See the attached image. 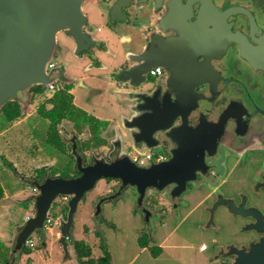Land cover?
I'll list each match as a JSON object with an SVG mask.
<instances>
[{"label":"flooded vegetation","instance_id":"obj_1","mask_svg":"<svg viewBox=\"0 0 264 264\" xmlns=\"http://www.w3.org/2000/svg\"><path fill=\"white\" fill-rule=\"evenodd\" d=\"M117 1L93 0L95 7L85 10L88 22L84 30L97 41L93 45L97 60L89 57V68L96 70V76L111 82L110 89L121 90L118 100L122 105L126 103L129 89L148 97L155 94L159 98L165 95L204 97L207 99L206 106L188 114V125L195 126L204 115L212 122L224 119L226 123L223 131L217 133L219 137L215 147L210 154L206 152L204 173L189 181L176 195L170 192V186L163 191L147 190L144 206L149 214L141 212L149 224L144 230L143 227L139 229L140 237L146 235L147 238H141L147 241L149 248L154 247L150 244H157L159 240L155 226H166V221L175 219L180 225L192 221L198 228H214L220 232L228 229L229 224L236 223L238 230L232 237L234 239L226 241L219 251L212 253L215 261L204 263L228 264L235 258L228 256L229 245L248 247L264 237V231L256 227V224L264 225V0H129L120 6V10L116 8ZM111 10L114 12L113 20ZM96 12L103 20L102 25H95V22L98 23L93 19ZM152 38L157 48L153 58L155 65L147 67L139 77L132 74L130 79H139L138 85L131 87L119 83L121 74H128L134 67H140L142 62L144 65L143 58ZM75 47L76 43L70 35L65 31L59 33L51 66H62L68 80L56 82L54 89L42 86L40 91H35V86L32 87L30 106L26 111L28 117L38 116L37 110L43 104L51 108L47 100L64 88V84L73 86L78 82L79 78L70 73L71 66L87 52L82 51L75 58ZM107 56L112 60H107ZM135 57L142 59L134 60ZM166 63L174 64L179 72L178 77L173 74L172 81L193 83L192 93L184 89L174 91L172 86L166 85L170 76L164 66ZM156 68L159 72L153 74ZM183 84L180 88L185 87ZM180 122L181 119L176 118L172 126H178ZM64 124L63 121L59 125L60 132ZM154 137L155 147L151 151L155 155L162 153L160 161L169 159L174 144L167 131L159 130ZM79 140H82L81 136ZM127 142L126 139L121 140L119 146L122 152L132 157L140 152ZM155 148L159 151L154 152ZM95 150L100 151L99 148ZM145 152L146 149H143L141 153ZM85 155L84 164H90L89 153L85 152ZM104 156L107 158L108 155ZM160 161L153 157L140 166L148 167ZM36 168L32 174H27L29 180L23 183L30 184L33 178L42 179ZM75 172L73 176L79 175L78 170ZM233 179L237 182L233 183ZM105 180L107 184L112 181L110 178ZM31 185L33 191L35 186ZM117 190H110L104 196H110ZM126 191L129 188L123 193ZM220 195L232 199L241 211L233 213L227 206L219 205L210 221L211 208ZM193 196L199 197L197 207L193 205ZM119 200L120 197H116L110 202L116 205ZM199 207L206 214L204 221L196 216L195 211ZM135 209L140 211L138 203ZM221 210L228 213V218H218L217 213ZM154 216L157 220L153 228L150 220ZM162 217L167 220L163 221Z\"/></svg>","mask_w":264,"mask_h":264},{"label":"water","instance_id":"obj_2","mask_svg":"<svg viewBox=\"0 0 264 264\" xmlns=\"http://www.w3.org/2000/svg\"><path fill=\"white\" fill-rule=\"evenodd\" d=\"M91 1L93 0H0V108L7 102L14 101L22 106L24 114L30 105L32 87L41 85L46 88L52 82L68 80L62 66H51L57 51L58 35L63 31L75 41L76 55L85 51L89 57L97 60L93 50V45L97 41L84 30L88 22L85 5ZM128 1L118 0L116 8L120 10V6ZM111 17L113 20L112 10ZM149 45L147 55L143 58L144 65L142 62L140 67H134L128 74H121L118 78L119 83L134 87L140 80L130 79L133 78L132 74L139 77L146 72L147 67L155 65L153 58L157 48L153 38ZM140 59L142 58H134ZM143 66L146 69L142 68ZM164 66L170 72L166 81L168 87L172 86L174 91L184 89L192 93L193 83L172 81L173 74L175 77L179 76L174 64L166 63ZM181 84L185 87L180 88ZM119 91H121L119 88L112 90L116 95H121ZM126 93V103L122 105L126 112L118 114L117 120L111 124H114L115 128L113 137L107 144L99 147L100 151L106 152L99 153L95 149L86 151L89 152L90 164H84L86 155L79 148V136L75 130L71 131L70 136L63 135L64 140L71 145L70 152L75 159L73 169L78 170L79 175L69 177L51 175L48 164L43 165L45 168L43 178L41 180L33 178L34 181L30 182L35 186L36 192L25 200L33 202L34 213L16 226L11 252L4 264H18L29 239L36 231L45 230L50 210L59 196H63L68 204L66 218L61 215L57 223L61 234L60 242L67 254V239L72 236L78 203L100 180L112 179L107 188L118 190L99 200L96 215H99L105 202L122 197L123 191L127 188L136 192L140 210L149 214L144 206L149 188L163 191L170 186V192L176 195L189 181L195 180L205 172L206 152L210 154L218 141L217 133L222 132L226 125L224 119L216 123L207 119L205 115L201 116L195 126L188 125V114L206 106L207 99L168 95L159 98L156 94L148 97L134 92L133 89L127 90ZM176 118L181 119V122L178 126H172ZM159 130H166L168 138L174 144L171 157L167 160L143 167L138 165L132 156L122 152L119 146L121 140L126 139L135 150L139 149V154H142L143 149L148 151L155 147L154 133ZM106 154L107 158L104 156ZM19 176L26 181L29 180V176L22 173ZM219 205L227 206L233 213L241 211L232 199L220 195L211 208L210 221ZM261 225L256 224V227L264 231V225ZM228 247L230 249L228 256H235L228 264H264V237L248 247L238 248L233 245Z\"/></svg>","mask_w":264,"mask_h":264},{"label":"rangeland","instance_id":"obj_3","mask_svg":"<svg viewBox=\"0 0 264 264\" xmlns=\"http://www.w3.org/2000/svg\"><path fill=\"white\" fill-rule=\"evenodd\" d=\"M93 6L95 7L91 1L85 5V10L86 8L89 10V8L91 9ZM93 19L98 21V23L95 22L96 26H98V24L102 25L103 20L101 17H98L97 12L93 14ZM106 59L110 61L112 60L109 56H107ZM81 62V60L79 62L76 61L75 67L72 68V70L76 72L78 71L77 73L81 75L85 84L91 89H84L80 86L76 87L73 91L76 96V103L96 115L102 117L113 116L112 119L115 120L118 114L124 111L122 103L119 102L117 95L112 92V89L110 90V83L108 81H100L101 78L99 79L96 77V71L93 68L91 70L83 69L84 64ZM93 89H95V92L88 91ZM30 101L31 98L29 103ZM46 124V120L39 116H33L26 121L22 120L16 122L11 127L3 130L0 134V182L6 192L10 193L18 189L20 196L24 198L34 193L31 184H26L19 180V175L15 172L13 166L17 165L16 168L25 175L32 174L31 172H34V166H36L37 163H41L42 159L50 158L52 153L56 151L53 147H50L47 141L44 140ZM1 127L2 126H0V128ZM63 127L65 128L63 134L68 136L69 133L66 130L72 128V124L70 122H65ZM80 136L81 139L84 138L83 134ZM127 144H129V142H127ZM157 151L159 150L155 148L154 152ZM104 152L106 151H99V153ZM32 156H36L35 160H33ZM64 159L66 158L63 157V160ZM12 162L13 166L11 164ZM236 182V179H233V183ZM106 183L107 180H100L97 182L96 186L88 191L85 197L79 201L71 232L76 239H80V237H88L95 254H109L111 258L110 261H114L113 264H123L129 262L132 255L139 252L140 249H138L136 245V239L140 234L139 228L141 230L143 227L144 230V227L146 224H149V222L146 221L147 218L145 216L142 217L141 210L138 211L135 209L137 196L136 192L131 188L120 197V200L116 205L105 202L101 207L99 215H96L97 203L105 194H107ZM62 197L63 196H59L54 202V205L50 210L52 222H50L48 227L45 228L51 241L48 261L49 264H77V255L75 250H73L74 246L72 245V240L67 242L69 246V249L67 250L69 253L71 252V260L67 257L69 253L66 254L65 251L62 257H59V255L61 256V253L59 254L61 246H59V241L55 240L56 231H59L57 224L58 220L61 215H64L65 207L68 205L67 201ZM195 197L193 196V205H195L199 199L198 196L197 198ZM1 203L8 204L10 206L8 207L9 209L7 210L4 208V205ZM195 212L196 216L201 217L204 221L206 214L202 207H199ZM27 213L30 215H33L34 213V204L32 202L31 204H24L9 201V199L7 202H5V200L0 202V235L4 236V233L6 236L11 235L16 227V221L19 220L23 223L25 217L27 218L29 215H26ZM217 214L220 220L228 218V213L225 211L222 212L221 210ZM162 219L163 221L167 220L165 217H162ZM156 220L155 216L150 220V224L153 228ZM167 222V228H172L174 225L178 226V232L175 233L176 237L171 239L174 242L169 240V243L174 245L166 248L164 253L161 254L157 260L149 259L151 257H149L148 251L143 253L139 252L137 260L132 263L130 262V264H197L199 261H201L202 264L211 263V261H215L212 253L216 250L219 251L221 245H224L226 241L234 239L232 237L235 236L236 229L238 230L236 223L229 224L228 229L220 232L214 228H198V226L194 224L195 222L193 223L192 221H187L186 224L181 225L180 223L178 224V219ZM95 226L97 227L96 230H98V232L93 231ZM154 229L158 230V232L161 231L162 233L166 230L164 226L161 227V224H159L158 227L155 226ZM180 232L185 233L189 242L186 240L185 242L183 241L184 243L180 244L182 241V239H179L181 237L178 236ZM59 235L61 237L60 231ZM44 236V233L41 231H36L33 234V252H42L41 244ZM71 237L74 241L76 240L73 236ZM141 237H143V239L145 237L147 238L146 235H142ZM123 243H127V246L124 247ZM202 243H205L208 246V249L203 252L200 250V245ZM37 256H39V253H37L36 258L29 260V263L33 262L34 264H41L39 257ZM179 256H182L183 259L179 258ZM26 259V257H23L20 264H26Z\"/></svg>","mask_w":264,"mask_h":264},{"label":"trees","instance_id":"obj_4","mask_svg":"<svg viewBox=\"0 0 264 264\" xmlns=\"http://www.w3.org/2000/svg\"><path fill=\"white\" fill-rule=\"evenodd\" d=\"M41 85L35 86V91H40ZM72 84H64V88L56 91L52 97L47 100V103L52 105L51 108H47L46 104L41 105L38 110V116L47 121L44 140L53 147L56 151L52 153L53 157L57 158V161L51 165V174H60L64 177L74 175L76 172L73 169L74 156L70 152L71 145L64 140L62 133L60 132L59 125L68 120L72 123V127L78 135H82L84 132H88V136L80 142L79 148L85 153L90 149H96L102 145L107 144V139L103 136V132L108 128L109 121L103 120L95 115L89 113L83 108L77 106L74 103V96L71 92ZM22 116V106L14 101H9L0 108V133L10 127L14 121L18 120ZM63 157L66 158L63 160ZM8 164V163H7ZM36 172L39 173L40 178L44 176V168H36ZM4 196V188L0 182V199ZM68 212V205L65 207L64 218H66ZM44 233L45 230H38ZM45 238V236H44ZM43 238V239H44ZM71 237L68 238L70 240ZM32 239V237L30 238ZM142 246H147V241L140 239ZM76 253L80 264H112L111 258L108 254H104L95 258L93 256L92 246L85 240H75ZM34 246L26 245L23 249V253L29 254L33 251ZM154 251V249H152ZM11 251V247L7 246L5 242L0 238V264H4L8 260V255ZM156 253V250L154 251Z\"/></svg>","mask_w":264,"mask_h":264},{"label":"crops","instance_id":"obj_5","mask_svg":"<svg viewBox=\"0 0 264 264\" xmlns=\"http://www.w3.org/2000/svg\"><path fill=\"white\" fill-rule=\"evenodd\" d=\"M75 54V53H74ZM75 58H76V54H75ZM78 61V60H77ZM80 61V60H79ZM78 61V62H79ZM81 63L82 64H84V66H83V69H85V70H88V69H90L91 70V68H89L90 67V60H89V55L87 54V55H85V56H83V58L81 59ZM75 67V65L74 66H71V70H70V73H71V75H73V76H77L78 78H79V80H78V82L76 83V84H74L73 86H72V89H71V92H72V94H73V96H74V103L77 105V106H79L77 103H76V96L74 95V89H76V87H78V86H80V87H82V88H84V89H91L90 87H88V85H86L85 84V82H84V80L82 79V77H81V75H79V73H77L76 71H74V70H72V68H74ZM96 71V70H95ZM97 77V76H96ZM100 79V78H99ZM100 81H103V82H105V81H107V80H104V79H100ZM110 83V85L112 84L111 82H109ZM95 89H93V90H88V91H92V92H95L94 91ZM111 90V89H110ZM91 93V92H90ZM120 96L121 95H119V94H117V97L118 98H120ZM116 100H117V98H116ZM120 102V101H119ZM121 104V103H120ZM79 107H81V106H79ZM81 108H83V107H81ZM28 109H29V107H28ZM27 109V110H28ZM84 109V108H83ZM26 110V111H27ZM84 110H86V109H84ZM86 111H88V110H86ZM89 113H91V114H93V115H95L96 117H98V118H100V119H103V120H108L109 121V126H108V128L103 132V136L107 139V142H108V140L111 138V137H113L112 135H114V124L113 125H111L112 123H113V116H111V117H109V116H106V117H102V116H99V115H96V114H94V113H92V112H90V111H88ZM32 113V112H31ZM31 117H33V116H31ZM30 117H28V113H24V114H22V116L18 119V120H16V121H14L13 122V124L12 125H14L16 122H20V121H22V120H24V121H26V120H28ZM117 120V119H116ZM64 122H70V121H68V120H64ZM71 123V122H70ZM72 124V123H71ZM11 125V126H12ZM10 126V127H11ZM111 127V129H109ZM9 128V127H8ZM64 129L65 128H63L62 130L63 131H61L62 132V134L64 133ZM74 129H73V127L72 128H68L66 131L69 133V135L68 136H70L71 135V131H73ZM3 132V131H2ZM1 132V133H2ZM0 133V134H1ZM64 135V134H63ZM89 134H88V132H84L83 133V136H84V138H86L87 136H88ZM89 153V152H88ZM33 157V160H35V158H36V156H32ZM49 157V156H48ZM57 161V159H56V157H53L52 155H51V157L50 158H46V159H42V162L41 163H37V165L36 166H34L35 168L36 167H40V166H43V165H45V164H48V165H53L55 162ZM11 164H13V162L11 163ZM14 168H15V172L19 175L20 173H22V172H20L16 167H17V165L16 166H13ZM22 174H24V173H22ZM25 175V174H24ZM26 176H27V174H26ZM19 180H21V181H24V179L23 178H20V176H19ZM26 182V181H25ZM101 186V185H100ZM106 186H107V183H106ZM4 188V187H3ZM110 190L107 188V192H109ZM27 198H29V196L28 197H22V196H20V194H19V192H18V189H16L15 191H12V192H6V190H5V188H4V196L0 199V202H3L4 200H5V202H7L8 201V199H9V201H15V202H18V203H24V204H31V202L32 201H25ZM199 201V200H198ZM197 201V203H196V207H197V205L199 204V202ZM33 203V202H32ZM109 203H111V202H109ZM2 204V203H1ZM2 205H4V208H6L7 210L9 209L8 207H10L8 204H6V203H3ZM113 205V204H112ZM114 207V206H113ZM133 209V208H132ZM29 213H27L26 215H28ZM26 218V217H25ZM167 222V221H166ZM22 222H20L19 220L18 221H16V226L18 225V224H21ZM96 225H98V224H96ZM167 226H168V224L165 226L164 225V228L166 229L167 228ZM0 227H1V225H0ZM89 229H91V228H89ZM97 229V227L95 226L94 227V229H93V231L95 232H98V230H96ZM140 229V228H139ZM168 229V230H167ZM163 233L161 232V231H159L158 232V235H159V241L157 242V244H153V243H151L150 245H153L154 247H151V248H149V245H147V246H142L141 245V242H140V239H141V237H140V234L138 235V237H137V239H136V245H137V247H138V249H140L139 250V252H141V253H143V252H146V251H148V253H149V257H151V258H149V259H154V260H157L159 257H160V255L161 254H163L164 253V250L166 249V248H168V247H170V246H172V245H174V244H170L169 243V240H171L173 237H176L175 236V233L176 232H178V226H176V225H174L172 228H167ZM15 230H16V227L14 228V231L12 232V234L11 235H7L6 236V234L4 233V236L3 235H0V238L5 242V244L7 245V246H12V243H13V241H14V234H15ZM3 232H4V230H3ZM84 232H85V230H84ZM46 233V232H45ZM140 233V232H139ZM56 239L55 240H58L59 241V246H61L60 248H61V250H59V254L61 253V256L59 255V257H62V255H63V253H64V249H63V245H61V243H60V235H59V231H56ZM72 236L76 239V237L73 235V233H72ZM179 237H181V238H179V239H182V241L180 242V244L181 243H184L186 240L188 241V238H186V235H185V233L184 232H180L179 233V235H178ZM72 240V241H71ZM76 240H85L87 243H89L90 245H91V243L89 242V239H88V237H80V239H76ZM68 241H71L73 244V246H74V248H73V250H75V253H76V247H75V245H74V239L71 237L70 238V240H68L67 239V242ZM172 242H174L173 240H171ZM184 241V242H183ZM189 242V241H188ZM202 244H204V243H202ZM201 244V245H202ZM201 245H200V250L203 252V251H206L207 249H208V247L206 248V249H201ZM41 246H42V252H37V253H39V256H37V257H39V261L41 262V264H49V254H50V250H49V247L51 246V241H50V236L46 233V236H45V238L43 239V241H42V244H41ZM92 246V245H91ZM123 246L125 247V246H127V243H123ZM67 249H69V246H68V244H67ZM92 249H93V246H92ZM152 249H154V251L156 250V253L152 250ZM11 252V251H10ZM139 252L138 253H135L134 255H132V257H131V260L129 261V262H126V263H123V264H130V262L132 263V262H134L135 260H137V258L139 257ZM37 253H35V252H31V253H29V254H26V253H23L22 255H21V258H20V261L18 262V264H20L21 262H22V260H23V257H26L27 259H26V261H27V263L26 264H34L33 262H31V263H29V260H31V259H34V258H36V255H37ZM69 253V252H68ZM67 253V254H68ZM141 253H140V255H141ZM76 255H77V253H76ZM102 255H104V254H95V252H94V249H93V256L95 257V258H97V257H100V256H102ZM109 255V254H108ZM67 257H69V259L71 260V252L67 255ZM179 258H181V259H183L182 258V256H179ZM65 259V258H64ZM77 264H80L79 263V259H78V256H77ZM179 260V259H178ZM200 262V264H202V262L201 261H199ZM112 264L114 263V261H112L111 262ZM185 263V262H184Z\"/></svg>","mask_w":264,"mask_h":264},{"label":"built area","instance_id":"obj_6","mask_svg":"<svg viewBox=\"0 0 264 264\" xmlns=\"http://www.w3.org/2000/svg\"><path fill=\"white\" fill-rule=\"evenodd\" d=\"M157 72H159V69H157V68H156V70L152 71L153 74H156ZM56 86H57L56 82H52L49 84V87L51 89H54V87H56ZM153 157H155L157 161H160L162 159V153H158L155 155L151 150H148L144 154H139V153L133 154L134 161L139 165H144L148 160H151ZM33 192H36V188L33 189ZM28 217H29V215L27 216V218ZM50 222H52V219L49 215L47 220H46L45 227H48ZM27 244L30 246H34L32 239H29ZM206 248H207V245L205 243L201 245V249H206Z\"/></svg>","mask_w":264,"mask_h":264},{"label":"clouds","instance_id":"obj_7","mask_svg":"<svg viewBox=\"0 0 264 264\" xmlns=\"http://www.w3.org/2000/svg\"><path fill=\"white\" fill-rule=\"evenodd\" d=\"M47 228V227H46Z\"/></svg>","mask_w":264,"mask_h":264}]
</instances>
